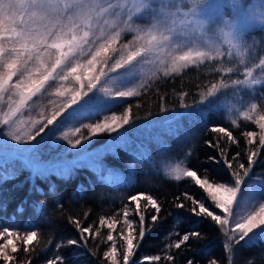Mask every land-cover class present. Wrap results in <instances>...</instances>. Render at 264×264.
Returning <instances> with one entry per match:
<instances>
[{"label": "trees", "instance_id": "1", "mask_svg": "<svg viewBox=\"0 0 264 264\" xmlns=\"http://www.w3.org/2000/svg\"><path fill=\"white\" fill-rule=\"evenodd\" d=\"M233 48L234 51L230 48L227 56L219 60L190 65L178 74L156 76L136 91L137 95L102 100L91 94L93 100L85 111L64 119L39 144V137L37 141L10 140L19 144L0 154V174L15 173L0 182V231L9 227L20 233L19 239L13 237L16 253L8 249L9 254L16 257L14 264H46L55 255L63 256L64 264H111L104 252L113 243L117 247V259L122 261L124 242L120 233H127L125 219L131 220L134 226L138 223L135 202L129 200L138 193L152 195L161 205L157 222L151 221L154 209L145 212V227L150 231L134 254L138 264H187L188 260L194 264H211L212 261L264 264L263 238L233 243V251L226 250L225 244L229 241L225 231L210 218L191 211L192 200L199 199L210 210L219 212L207 192L196 185L193 178L176 179L161 169L164 160L184 158L186 167L197 171L201 178L212 183L233 184L232 172L238 168V163L234 162V168L229 169L223 162V154L231 159L240 152L239 162L248 166L246 153L251 146L243 133L254 131L256 126L242 118H234L233 123L225 103L231 100L241 108L256 103L257 112L264 114V69L254 67L264 57V26L250 28L246 32V44L233 45ZM245 66L253 68V75L261 81L259 84L250 88L232 82L243 79ZM226 67L234 71L222 72ZM213 83L217 84V90L209 97L208 89ZM48 87L33 97L30 109H24L23 116L14 118L13 130L34 135L39 125L32 128L31 120L49 119L63 109L57 117L61 120L70 111L73 107L71 92H65L67 98L55 99ZM2 111L0 107V115ZM172 111L181 112L177 117L166 118ZM125 114L130 116L128 124L115 132L106 131L92 137L91 142L82 141L83 151L79 146L73 149L68 140L74 142L82 135L88 136L86 128L83 134L67 133L68 139L63 138L69 128L82 123L93 124L109 115ZM216 128L227 129L234 140L229 141L226 133L213 130ZM4 131L7 129L0 125V133ZM6 138L8 143L9 137ZM259 151L241 186L254 177H264V148ZM34 155L41 164L39 173L27 162ZM65 167L72 169L70 174L63 171ZM146 203L141 199L142 207ZM180 204L184 207H179ZM102 218L106 223L116 220V228L101 225ZM74 220H79L82 227H90L91 233L81 235ZM28 231H36L37 239L27 245L25 251L23 240ZM136 231L138 236V227ZM192 232L199 236H190L179 249L170 247ZM109 234L114 237L111 242L107 241ZM6 238L0 237V243ZM69 239H76L78 243L68 245ZM57 244L64 246L58 249ZM155 255H160L161 261L143 260L145 256ZM166 255H171L172 261L164 260ZM0 264H4L2 259Z\"/></svg>", "mask_w": 264, "mask_h": 264}, {"label": "snow or ice", "instance_id": "2", "mask_svg": "<svg viewBox=\"0 0 264 264\" xmlns=\"http://www.w3.org/2000/svg\"><path fill=\"white\" fill-rule=\"evenodd\" d=\"M228 6L232 10L231 14H225L222 11L225 5L219 0H194L189 10L192 19L187 27L181 32L171 34V30L163 27L162 22H166V18L163 16H160L159 20L153 16L152 20L154 22L151 26L147 30L141 28L133 20L131 13H143L149 9L156 12L157 8L150 5L147 0H135L134 3L128 6L130 14L126 15L123 27L116 26L107 35L101 29V35L93 39L94 34L90 31L93 14L95 13L99 17L111 9L116 15H119L116 9L121 8V5L109 3L107 7H101L92 3L91 0H71V2L66 3H61L59 0H0V107L3 108L2 115H0V125L7 129L3 132V136L16 142H23L25 139L27 141H37L39 137L40 140L37 141V144H39L64 119L88 108L94 96V94L90 96L89 93L96 87L92 81L99 80L100 76L109 74L104 71L103 67L100 69V76L89 77L88 92L84 93L83 99H80L79 93L72 97L71 104L74 107L61 120H57V117H60L63 109L55 112L49 119L31 120L32 128H37V125H39L34 135L31 132L21 134L13 130L16 119L23 116V110L30 109V102L33 97L41 94L46 86L51 87L50 82L55 81L57 76L63 81L67 80L69 75H73L77 81H82V77L77 74V69L81 65L74 63V60L85 54L91 56V59L87 61L89 72H92L98 63L108 65V62L112 61L109 65V72H118L119 76L123 78L120 81L121 83H130L139 77V87H144L148 83V79L145 78L146 68L151 76L161 73L164 76H169L172 73H180L190 65H202L206 60H219L220 57L225 56L221 45L212 39H208L203 41V46L198 47L196 45L197 39L202 35H206V33L198 34L196 29H203L206 23H214L227 43L240 46L246 44V32L250 28L255 25L264 26V3L258 6L249 4L246 7L245 0H229ZM162 7H167V5ZM74 16L84 24L82 34L80 25L74 22ZM65 17L68 19L70 27L62 24V18ZM217 17H219V20H217ZM49 23L52 25L51 28L48 27ZM105 23H107V20ZM66 27L68 28L67 32H65ZM165 31L170 34H165ZM125 32H132V39L118 44ZM181 41L184 43H180ZM189 44L191 46H188ZM182 47H186L187 50H181ZM52 50L55 52L54 60H52ZM228 55H231L230 51ZM49 61L51 62L49 63ZM254 67L264 69V57L260 58L259 63L255 64ZM65 68L67 71H64ZM221 71L232 73L234 68L226 67ZM243 73V79L232 82L250 88L261 82L253 75L252 67L245 66ZM262 75H264V72H262ZM83 87L84 85L81 83V88ZM216 90L217 84L213 83L208 89L207 95L209 97L213 96ZM56 91L58 95H64L59 88ZM133 95H137L135 89L115 93L117 98ZM65 107L68 106L65 105ZM256 109L257 104L252 103L249 109L241 115L246 120L251 121L253 119L251 113H254ZM54 121L56 125H54ZM129 121V114H125L122 119L113 116L111 122L82 125L74 131L81 133L82 128H86L89 135H82L80 139H76L74 142L68 140V143L71 144L73 149H77L79 146V150L83 151L84 144L82 141L91 142V138L99 133L115 132L122 125L128 124ZM256 123L259 125V133L254 131L243 133L247 144L251 146L246 153L247 167L245 163L239 162L240 152H236L231 159L227 158V154L222 156L223 162L229 169L234 168V162L238 163V168L232 172L234 182L231 186L210 183L209 179H201L197 175V171H184V176L194 178L195 184L201 186L207 192L215 207L222 210V214H217L199 199L192 200L193 207L191 211L193 214L210 218L225 231L229 241L225 244V248L228 251H233V243L239 244L241 241H246V238L250 240V234H254V230L259 229V235L264 237V201L258 202V207H255L242 219L234 217V205L238 203L244 177L249 175L251 166L260 155L259 149L264 148V114L259 115ZM49 126H53V128H49ZM213 130L221 134L226 133L229 141L234 140L232 133L225 128ZM63 138L68 139L67 133L64 134ZM257 138L258 144L256 143ZM0 143L6 145L7 141L0 140ZM18 151H28V149H18ZM27 162L31 164L36 173L40 172L41 164L38 157L34 155ZM63 171L70 174L72 169L65 167ZM14 174H0V182L10 179ZM176 179H180V176L178 175ZM185 195L187 198V194ZM141 199H145L147 202L143 207L140 204ZM129 200L135 202V211L139 220L136 226L133 225L131 220L125 219L124 221L127 225V233L125 234L123 231L120 233L124 242L122 261L117 259L115 243L108 251L104 252V256L111 264H138L134 259V254L140 241L150 231L149 228L145 227V212L154 209L155 214L151 215V221L157 222L159 219L158 214L161 211V205L152 195L138 193L130 196ZM178 206L184 207L183 204ZM18 211H22V209H18ZM124 216L127 217L128 213L125 212ZM73 223L80 229L81 235L91 233L90 227H82L79 220H74ZM100 224H106L108 229L114 230L117 221L113 220L106 223L102 218ZM137 227L139 228L138 236ZM98 231L99 229H97ZM229 233L232 235H228ZM24 235L23 243L25 251H27V245L37 239V232L28 231ZM190 236L198 237L199 233L185 234L170 247L179 249L185 242L189 241ZM0 237H7L3 243H0V259L3 260L4 264H14L16 257L9 254L8 249L11 248V252L16 253L17 244L14 242L13 237L19 239L20 233L11 230L9 227H3L0 231ZM113 240V235L109 234L107 241L111 242ZM77 243L76 239L67 241L68 245H76ZM63 246L57 244L56 247L59 249ZM161 259L160 255L145 256L143 258L144 261L150 262H159ZM163 259L172 261L173 257L166 255ZM46 264H64V257L55 255L53 258L48 259ZM187 264H194V262L188 260ZM211 264H216V261H212Z\"/></svg>", "mask_w": 264, "mask_h": 264}, {"label": "rangeland", "instance_id": "3", "mask_svg": "<svg viewBox=\"0 0 264 264\" xmlns=\"http://www.w3.org/2000/svg\"><path fill=\"white\" fill-rule=\"evenodd\" d=\"M61 3H66V2H71V0H59ZM92 3L101 6V7H107L109 3H112L113 5H121V8L116 9V12H119V15H116L113 10H109L108 12L104 13L102 16L97 17L96 14H93V19L91 21L92 23V28L90 31L94 34L93 39L96 37H99L101 35V29H103V32L105 35L110 34L111 31L113 30L114 27L119 26L123 27V21L126 18V15L130 14L128 12V6L134 3L132 0H91ZM147 2L150 5H153L154 7L157 8L156 12H153L151 9H149L146 12L143 13H131L133 20L136 21V23L143 28L144 30H147L151 24L154 22L152 20V17L155 16L157 20L160 19V16H163L166 18V22L163 23V27L166 29L171 30V34H175L178 32H181L184 30L187 25L189 24L190 20L192 19L190 15V8L194 2V0H147ZM219 2L223 3L225 7L222 9V11L225 14H231L232 10L228 6L229 5V0H219ZM261 3H264V0H248L247 2L245 1V5H254L258 6ZM164 5H167V7H162ZM186 13H189L188 15H185ZM107 20V23L105 21ZM217 20H219V17H217ZM74 22L76 24L80 25V30L82 34V30H84V24L81 22L80 19L76 18L74 16ZM47 23V22H45ZM62 24L67 25L70 27V23L68 19L62 18ZM51 24H48V27L51 28ZM255 26H260V25H255ZM43 30V28H42ZM68 28H65V32H67ZM191 31V30H190ZM196 32L199 33H206V35L200 36V38L197 39L196 45L203 46V41L212 39L216 43H219L222 47V50L225 52V56H227V51L232 48L231 50L234 51L233 44L227 43L225 38L222 36L220 33L219 28L216 26L214 23H206L204 25L203 29H196ZM165 34H170L168 31H165ZM133 33L132 32H125L122 35V40L118 42H127L132 39ZM180 43H184L181 41ZM188 46H191L190 44ZM181 50H187L186 47H182ZM87 52V50H85ZM163 55V54H161ZM55 59V52L52 50V60ZM91 59L90 55H83L80 57H77L74 60V63H79L81 67L77 69V74L82 77V81H77L75 79V76L69 75L67 80H60L59 76H57V79L55 81H52L51 87H48L49 90L52 93V96L55 99H61L62 97H66L67 95L65 92H71L70 94L72 97L76 95L77 93L80 94V99H83L84 93L88 92V83H89V77L93 76H100V69L103 67L104 71L109 73L107 76H100L99 80H93L92 83L96 85V87L92 90L89 95L94 94V98H100L102 100H108L112 98H117L115 96V93L117 91H127L129 89H135V91H138L141 87L138 86L139 83V77L137 79L132 80L130 83H121L120 81L123 79L119 76V73H111L109 72V65L112 63V61L108 62V65H105L103 63H98L95 66V69L92 72H89L88 70V65L87 61ZM207 61V60H206ZM51 61H49L50 63ZM71 66V65H69ZM58 72L60 70H57ZM64 71H67L65 68ZM146 77L149 80L153 79L156 76L163 75L158 74L156 76H151V73L148 71V69H145ZM151 77V78H148ZM264 78H262L263 80ZM81 83H83L84 87L81 88ZM57 88H59L61 91H63L64 95H58L57 94ZM215 93V92H214ZM208 96V95H207ZM79 102V101H78ZM252 104V103H251ZM246 105L244 107H240L236 105L234 101H227L225 103L226 105V110L227 114L230 115V118L235 121L234 118H242L244 111H247L250 107V105ZM74 107V106H73ZM181 111H172L170 114H166V118H174L179 115ZM253 115V119L251 120L252 123L256 126V129L254 132L259 133V125L256 123V120L259 117V113L257 110L254 113H251ZM113 116L119 117L122 119L123 116H117V115H109L103 118V120L99 122H111V118ZM98 123V122H96ZM94 124V123H93ZM82 125L86 124H81L78 127L75 128H69L67 131H64V133H68L70 135L73 134H83L84 129L82 128L81 133H76L74 130L76 128H80ZM90 125V124H87ZM101 133L97 134L96 136H100ZM0 140H8L5 136H3L2 133H0ZM11 139L9 138V142L4 145L3 143H0V154L3 153L5 154L7 151H11L12 149L16 148L19 143H12L10 141ZM4 150L6 152H4ZM161 169L162 171L168 175V176H180V177H186L184 176V171L190 170L189 168L186 167L184 158H171L164 160L161 163ZM201 178V177H200ZM194 179V178H193ZM203 179V178H201ZM212 183V182H210ZM220 184H227L231 186L232 184L229 183H220ZM251 186V187H250ZM251 197V198H250ZM264 201V177H254L252 178L248 183H246L244 186H241V194L238 200V203L234 205V217L236 219H242L245 217L250 211H252L255 207H258V202ZM217 214H222V210L219 209V212ZM259 229L254 230V234H250L251 239L248 240L246 238V241H251L257 238H263L259 235ZM228 235H232L229 233Z\"/></svg>", "mask_w": 264, "mask_h": 264}]
</instances>
